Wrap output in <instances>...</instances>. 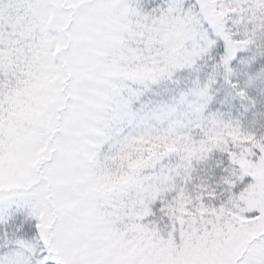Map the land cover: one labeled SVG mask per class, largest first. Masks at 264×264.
<instances>
[{"label": "snow or ice", "instance_id": "6c2138e0", "mask_svg": "<svg viewBox=\"0 0 264 264\" xmlns=\"http://www.w3.org/2000/svg\"><path fill=\"white\" fill-rule=\"evenodd\" d=\"M0 264H264V0H0Z\"/></svg>", "mask_w": 264, "mask_h": 264}, {"label": "trees", "instance_id": "16d2710c", "mask_svg": "<svg viewBox=\"0 0 264 264\" xmlns=\"http://www.w3.org/2000/svg\"><path fill=\"white\" fill-rule=\"evenodd\" d=\"M227 160L225 156L220 153H214L210 158L202 161H193L195 171H193V181L190 187L199 185L202 182L209 185L210 188H216L217 191H222V188L218 187L220 183V176L222 175L221 169L226 165Z\"/></svg>", "mask_w": 264, "mask_h": 264}]
</instances>
